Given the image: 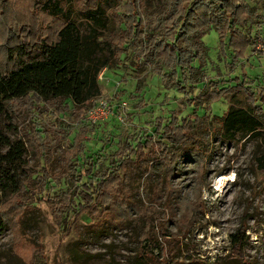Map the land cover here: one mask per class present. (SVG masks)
<instances>
[{
  "label": "rangeland",
  "instance_id": "1",
  "mask_svg": "<svg viewBox=\"0 0 264 264\" xmlns=\"http://www.w3.org/2000/svg\"><path fill=\"white\" fill-rule=\"evenodd\" d=\"M82 3L76 0V7ZM0 4L1 63L8 45L31 34L43 37L58 25L32 0ZM249 4L258 18L245 31L250 45L239 57L215 29L202 36L204 51L194 65L203 79L193 95L128 51L118 66L99 72L100 95L83 108H69L63 100L36 104L30 96L9 102L2 132L22 142L25 153L19 191L5 201L0 194L6 221L0 264H140L139 258L145 264H211L216 256L232 254L229 238L237 230L247 240L242 259L264 264L261 141H226L217 134L219 120L210 119L223 114L237 84L254 91L264 119V9L259 0ZM113 7H106L107 16ZM159 8L156 0L140 1L144 16H160ZM112 23L118 28L116 19ZM211 82H217L220 97L207 93L215 90ZM102 104L110 111L88 119V110ZM193 111L207 119L191 131L169 129V136L180 139L178 148L158 137L174 116L184 121ZM186 147L196 153L182 154ZM76 154H97L96 175L116 173L88 206L81 204L77 187L86 166L77 164ZM129 203L135 210L128 221L118 209ZM75 249L80 257L73 256Z\"/></svg>",
  "mask_w": 264,
  "mask_h": 264
},
{
  "label": "trees",
  "instance_id": "2",
  "mask_svg": "<svg viewBox=\"0 0 264 264\" xmlns=\"http://www.w3.org/2000/svg\"><path fill=\"white\" fill-rule=\"evenodd\" d=\"M140 1L126 0L121 4L120 0H86V4L77 5V8L76 0H32V6L39 7L40 11L58 21V25L43 37L36 38L31 34L27 39L8 45L6 60L0 62V194L4 201L20 189L21 157L25 153L22 142H12L2 132L1 121L7 114L9 102L30 96L36 104L63 100L69 108H83L100 95L99 72L103 68L118 66L122 55L128 51L136 54L143 64L153 62L161 76L168 77L179 90L187 88L191 95L200 78L203 79L194 65L204 51L202 36L215 29L221 41L228 39V44L223 45L232 49L236 58L250 45L245 31L249 33V25L258 18L249 0H156L160 16L154 17L142 15ZM259 1L264 9V0ZM108 5L114 6L108 16L112 22L116 19L118 28L108 19L105 10ZM118 5L124 9L123 13L115 9ZM147 18L149 24L145 27ZM163 69L166 73L161 72ZM212 85L215 90L207 93L212 99L220 97L221 91L216 90L217 82ZM236 87L227 94L230 104L223 114L210 119L219 120L217 134L226 141L260 140L261 153L257 161L259 168H263L262 108L253 102L254 91L249 87L240 88V84ZM191 101L195 103L196 100ZM194 111L184 121L174 116L163 126V131H157L160 133L158 137L178 148L180 139L169 136V129L191 131V127L201 124L203 118L207 119L208 114L198 117ZM181 151L186 155L196 153L188 147ZM75 159L79 166H86L85 174L77 176V187L80 188L81 204L84 201L88 206L92 197H98L108 177H116V173L96 175L97 154L84 158L76 154ZM171 169L170 162L167 170ZM134 206L130 203L119 206L118 210L123 208L124 220H131ZM5 230L6 221L0 216V234ZM157 233L163 235L161 231ZM229 239L232 254L216 256L211 264H254L241 257V250L247 242L244 233L237 230ZM73 256L76 258L81 254L75 249ZM139 259L140 264H145Z\"/></svg>",
  "mask_w": 264,
  "mask_h": 264
},
{
  "label": "built area",
  "instance_id": "3",
  "mask_svg": "<svg viewBox=\"0 0 264 264\" xmlns=\"http://www.w3.org/2000/svg\"><path fill=\"white\" fill-rule=\"evenodd\" d=\"M110 111V109L106 110V104H102L101 106L98 107H93L91 109L88 110V119H90L91 121H97L99 118L96 116L99 112H101L102 114L104 113H108Z\"/></svg>",
  "mask_w": 264,
  "mask_h": 264
}]
</instances>
